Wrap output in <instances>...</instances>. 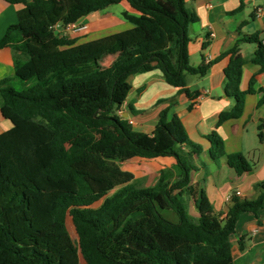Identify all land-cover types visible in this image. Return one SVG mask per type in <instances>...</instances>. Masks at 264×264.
<instances>
[{
	"label": "trees",
	"instance_id": "16d2710c",
	"mask_svg": "<svg viewBox=\"0 0 264 264\" xmlns=\"http://www.w3.org/2000/svg\"><path fill=\"white\" fill-rule=\"evenodd\" d=\"M3 1L19 8L0 48L11 46L20 55L14 74L0 80V115L11 123L0 133V264H233L230 236L242 214L257 216L264 208V183L252 200L233 196L223 219L208 205L193 217L188 202L194 158L202 150L171 113L176 99L167 100L151 134L133 131L117 114L133 75L159 70L189 96L186 74H206L208 65L189 63L188 28L195 17L185 0ZM121 3L135 12L121 14L129 29L85 42L51 29ZM242 40L257 44L251 61L264 72V44L256 34ZM244 63L224 69V90L235 105L217 126L236 118L245 94L254 91L253 79L247 92L239 89ZM258 92L264 105V88ZM205 138L210 158L223 159L221 137L212 132ZM158 157L174 164L160 170L153 186H137L120 167ZM227 165L237 175L251 169L242 155Z\"/></svg>",
	"mask_w": 264,
	"mask_h": 264
},
{
	"label": "crops",
	"instance_id": "0c3cea01",
	"mask_svg": "<svg viewBox=\"0 0 264 264\" xmlns=\"http://www.w3.org/2000/svg\"><path fill=\"white\" fill-rule=\"evenodd\" d=\"M184 4L195 17V22L188 28L189 63L193 67L208 65L206 74H186V89L190 97L179 94L177 88L164 80L159 70L133 75L129 78L132 88L117 114L133 122V131L151 134L158 113L168 107V99L175 98L171 113L179 118L189 140L202 150L200 156L194 158L197 169L192 174L188 213L198 217L199 208L208 205L215 217L223 219L233 196L252 200L259 193L258 185L264 183V105H259L262 94L258 92L264 88V72L260 73L259 66L251 61L257 44L242 40L243 36L256 34L264 44V0H185ZM114 6L116 10L112 9ZM18 8L0 0V38L9 25L16 23ZM124 11L135 13L121 3L81 18L80 21L87 24V30L75 35L78 42L131 28L121 16ZM18 55L20 53L11 46L0 48V80L14 74V59ZM112 60L107 59L105 67ZM237 61H245L239 89L247 92L253 79L254 91L245 94L243 109L236 118L217 126L220 117L235 105L234 98L225 93L223 73L226 67ZM133 110L137 111L136 114ZM5 121L8 122L0 115V133L11 127V123L8 126ZM260 124L262 137L259 139ZM212 132H216L224 144L225 156L217 161L210 158V145L205 138ZM236 155L247 160L251 166L249 172L237 175L227 165V161ZM139 163L144 166L139 168ZM173 164L170 157L134 158L120 163V167L136 179L147 174H154L157 179L161 169ZM237 192L238 195L235 194ZM239 240L243 249L239 248ZM230 242L233 264H264V208L258 210L257 216L242 214Z\"/></svg>",
	"mask_w": 264,
	"mask_h": 264
},
{
	"label": "built area",
	"instance_id": "2783aa9c",
	"mask_svg": "<svg viewBox=\"0 0 264 264\" xmlns=\"http://www.w3.org/2000/svg\"><path fill=\"white\" fill-rule=\"evenodd\" d=\"M52 31L59 37H67V36H75L78 34H81L82 32L87 30V24L82 23L81 21H77L70 24H55L51 27ZM130 125L133 124V122L130 120L128 121ZM236 195L239 194V192L235 193Z\"/></svg>",
	"mask_w": 264,
	"mask_h": 264
},
{
	"label": "rangeland",
	"instance_id": "374dc122",
	"mask_svg": "<svg viewBox=\"0 0 264 264\" xmlns=\"http://www.w3.org/2000/svg\"><path fill=\"white\" fill-rule=\"evenodd\" d=\"M118 7V6H117ZM113 10L115 9H117L116 8V6H114L113 8H112ZM107 64V60L106 61H104L102 64H101V66L102 67H105V65ZM16 88H19V86L18 85H16L15 86ZM4 123H6L8 126H10V122L8 121H5ZM66 147H67V150L70 152V146H69V144H67L66 145ZM139 168H141L142 166H144L142 163H139L138 165H137ZM158 178V177H157ZM137 180H138V182L136 183V185L137 186H139V187H146V186H151V185H155L156 184V182H157V179H156V176L154 175V174H147V175H144V176H141V177H139V178H137ZM100 203V202H99ZM99 203H97V204H99ZM96 204V205H97ZM163 214H165L164 212H163ZM174 218V216H172V214L171 215H169V218ZM69 231H70V234H71V236H72V238L74 239V241H76V236L74 235V232L72 231V228H71V226L69 225Z\"/></svg>",
	"mask_w": 264,
	"mask_h": 264
}]
</instances>
